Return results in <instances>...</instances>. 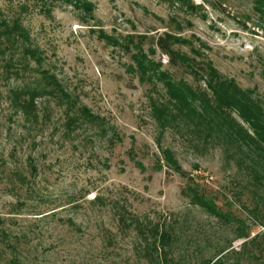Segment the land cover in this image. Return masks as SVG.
<instances>
[{"label":"rangeland","instance_id":"obj_1","mask_svg":"<svg viewBox=\"0 0 264 264\" xmlns=\"http://www.w3.org/2000/svg\"><path fill=\"white\" fill-rule=\"evenodd\" d=\"M263 128L252 0H0V264H264Z\"/></svg>","mask_w":264,"mask_h":264},{"label":"trees","instance_id":"obj_2","mask_svg":"<svg viewBox=\"0 0 264 264\" xmlns=\"http://www.w3.org/2000/svg\"><path fill=\"white\" fill-rule=\"evenodd\" d=\"M253 1V3H254V10L255 11H257L258 13H260V14H262V16L264 17V0H252ZM162 46V48H165V50L167 49V47H165V45H161ZM168 50V49H167ZM168 52V51H167ZM170 54V56H171V53H169ZM229 89H227V90H221V94L222 95H224L225 93H223V92H226V91H228ZM254 121L256 122H258V121H260L258 118H254ZM255 133V136H257V138L262 142V143H264V128L261 130H259V129H255V131H254ZM257 240V236H255L254 237V239L253 240H251V243L252 242H255ZM211 264H220L219 263V260H217L216 262H214V263H211Z\"/></svg>","mask_w":264,"mask_h":264}]
</instances>
